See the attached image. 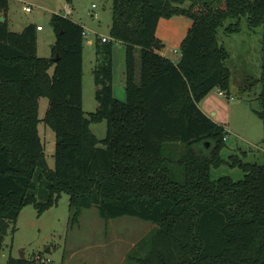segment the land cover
Here are the masks:
<instances>
[{"label":"trees","instance_id":"1","mask_svg":"<svg viewBox=\"0 0 264 264\" xmlns=\"http://www.w3.org/2000/svg\"><path fill=\"white\" fill-rule=\"evenodd\" d=\"M188 3L184 7V3ZM0 0V248L22 207L38 213L68 195L70 222L82 209L103 219L132 216L160 225L137 264H264V153L261 163L220 156L223 127L198 107L211 90H229L227 50L217 32L264 26V0H110L109 37L125 46V99L113 96L111 43L96 42L93 112L82 110V25L52 14L48 57L37 55L36 25L8 28ZM190 26L177 61L161 54L160 18ZM227 19H234L225 25ZM137 54V55H136ZM57 55L56 60H54ZM51 68V72L49 69ZM39 97L48 105L37 117ZM54 133L46 165L37 124ZM105 122L98 139L90 123ZM227 163L243 177H211ZM42 183L35 193V181ZM17 263L26 264L24 259Z\"/></svg>","mask_w":264,"mask_h":264},{"label":"rangeland","instance_id":"2","mask_svg":"<svg viewBox=\"0 0 264 264\" xmlns=\"http://www.w3.org/2000/svg\"><path fill=\"white\" fill-rule=\"evenodd\" d=\"M207 1L213 6L224 3V0ZM25 5H29L31 10L25 12ZM65 5L71 8L68 16L64 15ZM187 5L185 2L183 6ZM54 13L82 25L86 32L83 36L82 61L84 115L93 112L97 105L92 79L96 34L108 38L111 43L113 96L124 100L125 46L108 34L110 0H8V28L18 31L29 23L39 25L42 31L35 32L37 55L48 57L55 40L50 24V16ZM171 21L172 25L164 27ZM171 21L162 20L156 31L157 37L165 42L164 55L177 61L179 54L174 50L179 51L190 19L174 16ZM230 22H234V19H227L225 25ZM238 24L237 32L224 34L221 28L217 32L218 43L228 52L225 65L230 73L229 90L223 95H218L217 89L211 90L198 106L227 134L220 150L222 159L231 163L230 157H235L242 162L261 163L264 153V26L249 28L245 17H241ZM37 102V117L42 119L48 101L46 97H39ZM89 128L98 139L104 137V121L90 123ZM37 130L46 165L52 168L54 133L42 120L38 122ZM220 176L235 180L242 178L243 172L225 163L211 169L212 178ZM41 186L42 183L36 180L35 193ZM69 219L68 195L65 193H61L56 203L41 213L32 204L25 205L15 222L9 223L3 236L0 264H19L18 259H24L26 264H137L136 259L142 258L149 249V233L160 228L158 224L132 216L103 219L95 206L82 209L75 224H71Z\"/></svg>","mask_w":264,"mask_h":264},{"label":"crops","instance_id":"3","mask_svg":"<svg viewBox=\"0 0 264 264\" xmlns=\"http://www.w3.org/2000/svg\"><path fill=\"white\" fill-rule=\"evenodd\" d=\"M2 15V14H1ZM5 16H6V12H5ZM175 16H180V17H184V18H187V17H185V16H183V15H175ZM172 17H174V16H172ZM172 17H170V18H160L159 19V21H158V23H157V27H156V30H157V28L159 27V24H160V22L162 21V20H164L165 22H169V21H171L172 20ZM6 19H7V17H6ZM187 19H189V18H187ZM177 21V20H176ZM173 23H172V21L171 22H169V23H166L165 25H164V27H168V26H170V25H172ZM190 24H191V22H190ZM190 24H189V26H190ZM15 26L16 27H19V24L18 23H15ZM188 26V24H187V28L189 27ZM24 27V26H23ZM22 27V28H23ZM83 27V26H82ZM22 28H20V30L22 29ZM20 30H18V31H20ZM15 31V30H14ZM38 31H42V28L41 29H39ZM156 36H157V31H156ZM97 35V37L95 38V43H94V49H96V42L98 41V38L100 37V35H98V34H96ZM159 38V37H158ZM161 41H162V43L164 44V46H163V48L165 47V42H164V40L163 39H161ZM93 44V43H92ZM91 44V45H92ZM162 48V51L160 52L161 54H163L164 55V49ZM51 52V51H50ZM95 59H96V52H95V57H94V61H95ZM82 61H83V48H82ZM92 79H93V77H92ZM95 86V85H94ZM123 86H124V83H123ZM95 90V89H94ZM112 93H113V90H112ZM199 107V106H198ZM202 111V110H201ZM203 112V111H202ZM204 113V112H203ZM207 115V114H206ZM208 116V115H207Z\"/></svg>","mask_w":264,"mask_h":264},{"label":"built area","instance_id":"4","mask_svg":"<svg viewBox=\"0 0 264 264\" xmlns=\"http://www.w3.org/2000/svg\"><path fill=\"white\" fill-rule=\"evenodd\" d=\"M91 7L94 8L95 5L92 4ZM23 10H24L25 12H28V11L31 10V8H30L29 5H25V6H23ZM63 10H64V15H66V16H68V15L71 13V8H70L69 6H67V5H65V6L63 7ZM36 29L39 30V29H41V27H40L39 25H36ZM85 35H86V32H85L84 30H82V36H85ZM99 38H100V41H101V42H105V41H107V38L104 37V36H100ZM174 51H175L176 53H178V54H179V57H180V51H177V50H174ZM177 60H178V59H177ZM216 93H217L218 95H223V93H222L221 91H219V90H217ZM226 138H227V134H224L222 139L225 141ZM41 261H43V259H42ZM46 261H48V259H46Z\"/></svg>","mask_w":264,"mask_h":264},{"label":"water","instance_id":"5","mask_svg":"<svg viewBox=\"0 0 264 264\" xmlns=\"http://www.w3.org/2000/svg\"><path fill=\"white\" fill-rule=\"evenodd\" d=\"M4 18L2 17V16H0V20L2 21ZM51 49H53V45L50 47ZM57 55H55V57H54V60H56V57ZM22 255V254H21ZM22 257V256H21Z\"/></svg>","mask_w":264,"mask_h":264}]
</instances>
